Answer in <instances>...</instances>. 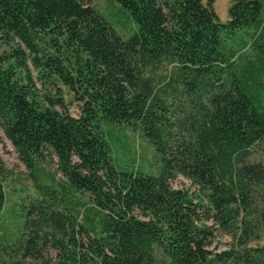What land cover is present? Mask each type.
Returning <instances> with one entry per match:
<instances>
[{
	"label": "trees",
	"instance_id": "1",
	"mask_svg": "<svg viewBox=\"0 0 264 264\" xmlns=\"http://www.w3.org/2000/svg\"><path fill=\"white\" fill-rule=\"evenodd\" d=\"M114 1L126 33L91 0H0V128L35 190L8 226L0 165V264H264V0L225 21L217 0ZM114 126L156 172L117 159Z\"/></svg>",
	"mask_w": 264,
	"mask_h": 264
},
{
	"label": "rangeland",
	"instance_id": "2",
	"mask_svg": "<svg viewBox=\"0 0 264 264\" xmlns=\"http://www.w3.org/2000/svg\"><path fill=\"white\" fill-rule=\"evenodd\" d=\"M233 0H217L216 9L220 18L225 21L228 19V8ZM91 3L102 13L107 15L112 21L115 22L117 28L121 33H126L128 28L132 27V23L127 21L126 17H122V21L115 20L119 18L120 11L116 6L114 0H91ZM166 72V69H164ZM68 101L71 96L67 89H65ZM71 111L77 113V107L71 105ZM112 129L113 146L117 159L121 163H129V168L132 167L134 161L142 169L150 172H156L158 167V160L154 146L145 138L138 135L130 129L124 127L114 126ZM134 159V160H132ZM264 159V155H263ZM0 165H3L5 172L2 174L4 185L7 192L6 204V224L10 227L14 226L15 216L21 215L20 202L27 191L35 192L34 183L28 174V169L21 161L19 154L12 144L11 140L5 135L0 128ZM56 168L55 163L52 162L48 169L54 171ZM174 187L179 188H192L195 186L191 184L190 179L185 176H179L172 182ZM216 244L218 250L226 249L229 246L231 238L227 234H220L217 238ZM259 244H264V238L257 241ZM160 264H171L169 260L159 251L158 252Z\"/></svg>",
	"mask_w": 264,
	"mask_h": 264
}]
</instances>
